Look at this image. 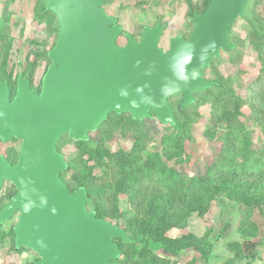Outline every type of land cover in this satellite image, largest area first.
Masks as SVG:
<instances>
[{
	"label": "rangeland",
	"instance_id": "rangeland-1",
	"mask_svg": "<svg viewBox=\"0 0 264 264\" xmlns=\"http://www.w3.org/2000/svg\"><path fill=\"white\" fill-rule=\"evenodd\" d=\"M208 2L105 0L104 8L124 30L118 39L120 46L127 44V33L141 42L147 26L162 22L167 29L160 46L167 50L173 38L189 39L192 36L196 27L194 15L205 12ZM43 4L42 0H0V86L9 81L13 97L20 74L31 81L33 88L41 90L43 77L52 63L49 52L56 46L59 23L53 15L41 16ZM228 38L234 50L223 51L204 72L206 80L217 85L209 94L204 91L196 96L195 103L187 108V118L178 113L177 105L182 96L171 99L182 134L191 132L192 140H184V151L176 149L177 130L171 126L162 125L157 119L136 122L130 114L115 113L99 130L91 133L88 142L65 136L59 143V151L72 167L62 177L65 183L72 190L78 189L83 182L88 184L91 192L105 190L98 199L106 201L104 208L110 217L103 219L123 229L130 227L139 241L135 245H125L127 258L113 264H264V166L256 169L250 164L246 172L240 174L252 185L249 187L252 191L246 187L239 195L238 198L243 200L240 204L227 197L210 203L204 201L205 214L202 216L199 208L193 209L195 203L173 200L175 210L165 225L166 231L160 242L154 237L156 232L152 235L145 232V220L150 219V214L140 212L132 201L138 195L144 198L148 195L141 189L143 185L148 190L157 188L158 194L161 191L169 193L167 188H162L163 179L158 172L163 164L169 168L174 166L178 171L176 178H183L186 190L193 179L207 175L209 166L218 160L223 150L224 138L226 144L231 143L226 137L230 133L227 123L222 121L215 126L212 115L217 102L220 109L224 105L230 108L227 101L231 96L238 95L242 99L250 96L251 99L248 106L238 107L242 113L240 122L249 135L240 139L238 146L260 150L257 157L264 159V104L258 98L264 99V0H250L245 17L236 21ZM212 130L217 132L214 140L206 135ZM241 132L236 126L233 134L239 139ZM21 146L20 140L4 142L0 139V155L16 164ZM125 156L133 159L128 162ZM230 178L225 170H221V182ZM102 182L107 186L101 188ZM182 183L178 184L182 187ZM108 190L115 202L107 198ZM191 192L197 193V189ZM16 193L15 186L7 182L0 190V208L10 203ZM94 198L97 200V196ZM257 198L260 203L253 206ZM94 207L90 205L89 209ZM18 221L19 214L0 226V264H32L39 259L31 250H15L14 228ZM185 235L187 244L192 246L170 245ZM193 243L205 245L202 250L208 256L204 258V252L196 249ZM251 243L257 244L258 254L254 257L248 251ZM173 248L174 252L171 251Z\"/></svg>",
	"mask_w": 264,
	"mask_h": 264
},
{
	"label": "water",
	"instance_id": "water-1",
	"mask_svg": "<svg viewBox=\"0 0 264 264\" xmlns=\"http://www.w3.org/2000/svg\"><path fill=\"white\" fill-rule=\"evenodd\" d=\"M44 2L58 20L59 35L41 90L24 74L14 97L9 81L0 86V139L22 142L16 164L0 155V190L7 182L17 190L0 209V226L19 214L15 246L38 254L33 264H111L122 257L117 241L131 238L89 209L85 186L72 191L65 183L68 162L59 143L65 136L88 142L114 113L174 126L171 99L181 95L187 108L198 92L217 85L204 72L223 51L234 50L228 36L250 0H211L204 13L194 15L192 36L173 38L167 50L160 46L167 29L162 22L147 26L141 42L127 33V44L120 46L124 30L104 8L105 0ZM184 56L193 57L186 72ZM173 57L176 74L189 82L177 79ZM193 68L197 80L191 79Z\"/></svg>",
	"mask_w": 264,
	"mask_h": 264
},
{
	"label": "trees",
	"instance_id": "trees-1",
	"mask_svg": "<svg viewBox=\"0 0 264 264\" xmlns=\"http://www.w3.org/2000/svg\"><path fill=\"white\" fill-rule=\"evenodd\" d=\"M42 1L44 2V0ZM210 2L211 0H209L208 6ZM39 8H40V5H39ZM46 14L53 15L51 12L47 11L46 5L43 4L41 7V16H47ZM53 17L55 16L53 15ZM215 86L216 85H214L213 87ZM210 89L206 90L205 93L207 92V94H209L211 92ZM201 93H204V91L198 92L196 96H199ZM258 98L264 104V99L262 97H258ZM250 102H251L250 96L248 97V99H242L238 97V95H236V96H231L228 98L227 103H229V105L231 106L230 108L228 107V105H224V107L220 109L218 102L216 103L215 114H212L215 120V126H218L222 121H225L227 123L228 128H229L228 132L230 133H228L226 137L230 139L231 143L226 144V141L224 138V144L222 146L223 150L219 154L218 160L214 162V164L209 166L206 176L199 177L198 179H193L189 184V188H187L186 190L185 188H183L184 187L183 186L184 184L182 183L183 178L181 176H177L176 178V174L178 173V171L174 168V166L172 168H169L168 166L163 164V167L159 169L158 172L160 174V177L163 179L162 188L164 189L167 188L169 193L165 194L163 191H161V193L158 194L157 188L148 190L143 185L141 189L142 190L145 189L148 195L145 198L140 195L133 198L132 200L133 205L137 207V209L140 212H142L143 214H147V215L150 214L151 216L150 219L145 220V226H146L145 232L148 235H152L151 233L153 231H154V234L156 232V236L154 235L153 236L155 237L157 242H160V237L164 235V232L166 231L165 225L170 220L171 215L173 211L175 210L174 209L175 204H173V200L175 199H177L178 202L190 201V202L195 203L193 205V209L199 208V213L202 216H204L205 214L203 212V206H202L204 201H205L204 203L206 202L210 203L212 200H218L219 198L227 197V198H230L231 201H236L239 204L243 202V200H240L238 198L239 195H242L244 193V189L246 187L249 188L252 185L246 182L244 180L245 178L242 179L240 177V174L245 173L247 166H249L250 164H252L253 166L255 165L256 169H260L264 166L263 157L262 156L257 157V155L259 154L258 152H260V150L248 148L246 145L244 147L238 146V142L240 141V139L243 140L245 136H249L247 130H245L244 124L240 122L239 117L240 115H242V113L240 112L238 107L240 106L243 108L245 105L248 106ZM177 108H178V113L181 116L187 118V115H186L187 108H183L181 106V101L178 103ZM176 113H175V116H176ZM112 115L113 114L109 116V119L112 117ZM176 121H177L176 124L174 126H171V128L177 130L176 149L184 151L185 150L184 140H188V141L192 140L191 132L190 133L183 132L182 134V129H181L182 126L178 119H176ZM136 122H142V121L137 120ZM236 126L242 130L241 135L239 136L240 137L239 139L235 134H233L234 131L236 130ZM213 131L215 130H212V132H207L206 135L207 137H210L214 140L216 137H213V136L217 135V132L213 133ZM220 139L221 140L223 139L222 136L220 137ZM125 157L127 158L126 161L128 162H131L130 160L133 159L131 156H125ZM71 169L72 167L68 165L67 172H70ZM221 170L222 171L225 170V172H227L231 178L229 180L221 182L220 181ZM63 175L64 174H62V177ZM180 182L182 183V187L178 184ZM79 185L80 186L83 185L87 188L88 196H89L88 207L90 205H93V206L95 205V207L91 210L96 211L98 217L109 218L110 214L104 208L106 205V201L98 199V195L105 194V190L102 193L100 190L94 193L89 190V186L85 182ZM100 186L101 188L106 187L107 186L106 182H102ZM194 188L197 189V193L191 192L192 189ZM249 191H252L251 188H249ZM109 195H110V191L108 190V192H106V196H109ZM94 196H97V200L96 198H94ZM167 196L169 197V199L167 198ZM107 198L115 202V198L111 199V196ZM255 201L257 203H253V206H258L260 201L258 200V198ZM124 230L130 236L131 240L127 242H124L121 240L117 241L120 245V250L123 256L122 258L116 261H122L127 258V252L124 251L125 245H135L139 242L137 238H135L130 227H127ZM187 241H188V238L185 235L179 238L178 240H174V242H171L170 245H174V244L182 245L183 248L192 246V245L187 244ZM176 245L175 247L177 248ZM193 245H195L194 247H196V249H199V250H202L203 247L205 246V245L204 246L199 245L197 243H193ZM15 250L20 251L16 247H15ZM171 251L174 252V248ZM202 251L204 252L202 256L206 258L208 256V253H206L205 250H202ZM248 251L252 257L257 255L258 254L257 244L256 243L248 244ZM140 254H142V251L140 252ZM116 261L111 262V264H113ZM192 264H196V263L194 262Z\"/></svg>",
	"mask_w": 264,
	"mask_h": 264
},
{
	"label": "clouds",
	"instance_id": "clouds-1",
	"mask_svg": "<svg viewBox=\"0 0 264 264\" xmlns=\"http://www.w3.org/2000/svg\"><path fill=\"white\" fill-rule=\"evenodd\" d=\"M211 46L213 48L215 47L214 44L211 45ZM192 58H193L192 56H184V57L181 58V60H182V62L184 64V70H185V72L187 71V65L191 63ZM172 68H173L174 74L177 75L176 74V71H175V57H173V60H172ZM198 78H199V72H198L197 69L193 68L192 69L191 79L197 80ZM177 79H183L185 83L189 82V79L187 78V76L181 77V76L177 75ZM170 93H171L170 91H166V92H164V95H168Z\"/></svg>",
	"mask_w": 264,
	"mask_h": 264
},
{
	"label": "flooded vegetation",
	"instance_id": "flooded-vegetation-1",
	"mask_svg": "<svg viewBox=\"0 0 264 264\" xmlns=\"http://www.w3.org/2000/svg\"><path fill=\"white\" fill-rule=\"evenodd\" d=\"M11 163V162H10ZM1 209V208H0Z\"/></svg>",
	"mask_w": 264,
	"mask_h": 264
}]
</instances>
